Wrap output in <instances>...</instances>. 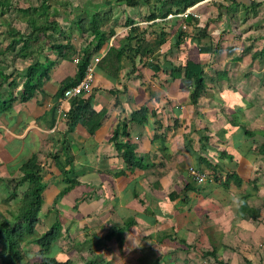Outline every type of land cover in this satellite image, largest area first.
<instances>
[{"label":"crops","instance_id":"1","mask_svg":"<svg viewBox=\"0 0 264 264\" xmlns=\"http://www.w3.org/2000/svg\"><path fill=\"white\" fill-rule=\"evenodd\" d=\"M160 5L155 3L156 13L171 11L148 20L151 9L144 3L128 7L115 0H83L71 6L69 16L60 10L63 4H51L50 20L65 36L56 42L71 47L59 54L42 45L39 51L45 53H36L33 61H54L48 79L29 100L17 98L0 110V188L8 190L7 197L14 188H27V182H20L22 166L34 155L48 204L44 210L42 202L38 226L49 207L56 206L58 194L64 190L67 202L76 188L68 201L72 224L80 221L92 229L108 259L116 254L149 257L143 264H152V257L165 259L162 264H218L213 251L224 264H264V0H201L182 12H173L171 3L161 11ZM96 13L109 20L102 27L106 39L94 55L102 58L112 44L124 54L115 75L97 64L93 87L81 96L104 113L90 133L80 122L68 129L71 99L59 90L77 76L73 57L95 44L78 21L84 19L87 26ZM58 17L65 18L66 27ZM128 19L143 32L136 55L126 49ZM186 61L204 70L205 86L195 103L193 79L183 69L180 76H171V69ZM13 75L16 93L22 78L17 71ZM142 106L146 120H131ZM123 123L128 136L119 140L134 144L143 167L129 166L111 140ZM190 167L206 173L203 183L187 177ZM49 191L54 192L51 203ZM229 193L241 196L239 209ZM119 228L121 246L116 236L107 237Z\"/></svg>","mask_w":264,"mask_h":264},{"label":"trees","instance_id":"2","mask_svg":"<svg viewBox=\"0 0 264 264\" xmlns=\"http://www.w3.org/2000/svg\"><path fill=\"white\" fill-rule=\"evenodd\" d=\"M159 1L161 3L160 8L162 11V6L166 3H171L175 5L173 12H182L187 7L194 5L201 0H115L117 4H124L128 7L138 6L140 3L148 4L151 11L146 19L150 20L157 16H166L171 9L156 13L155 3ZM61 2V1H60ZM59 2V3H60ZM68 4V2H67ZM51 4L48 0H41V2L36 5H26L14 7L12 0H0V17H4V14L8 12L11 8H15L21 15L26 19V24L29 27L28 34H22L18 28L11 25L10 22L4 18L0 19L2 24H6V29L4 30V35L9 39L6 46L3 48L1 54L7 52L16 53L17 57H28L31 54L38 53V47L34 46L40 37L44 39L43 45L48 46L49 49L57 51L59 54L64 48L71 47L70 43L63 44L56 42L58 38H64V31L61 30L59 24L54 19L50 20L49 9ZM57 8H54L53 14L57 13ZM40 19V20H39ZM197 20L196 18H194ZM109 20V16L104 13H96L91 16L89 22L83 25L84 19L78 21L80 31L93 35V45L92 50L87 51V49H82L78 53L79 62L77 63V76L74 80L66 82L61 86L59 90V95H63V91L68 86L75 84L82 77L83 71L88 63H90L95 56V52L101 45V39L105 38V32L103 26ZM126 24L130 25V30L126 36L127 42V52L132 55H136L139 48L143 42V32H138L139 27L133 24V20H126ZM83 25V26H82ZM85 26V27H84ZM113 30H110L112 33ZM0 33L1 32L0 30ZM53 33H57L54 35ZM62 35V36H60ZM132 42L135 46L132 45ZM73 49V48H72ZM207 50H210L207 48ZM126 53V52H125ZM124 54V49L117 47L112 44L107 52L102 58L99 59L97 64L105 69L107 73L111 75L117 74L120 68V61ZM131 58L132 55L128 54ZM133 61V58L132 60ZM54 61L49 59L34 60L29 63V65L22 71L14 70L10 73H6V67L0 62V110L9 108L15 99H20L21 101L29 100L33 97L35 91L39 89L44 80L49 77V70L52 67ZM149 66L153 69H157L158 65L149 62ZM184 70V75L187 78H191L194 81V85L191 91V100L195 103L202 92L204 84V70L202 65L192 61H186L183 66L173 67L171 69V76H180L181 70ZM15 70L19 73L21 79L20 88L15 92V87L18 82L15 79L13 73ZM103 110L96 111L90 105L89 98H84L77 96L71 99V107L66 115V122L68 129L71 130L78 122L83 124L90 133L95 132V130L100 125V118L103 115ZM147 118V110L145 106H142L139 110L135 111L131 115V120H137L143 122ZM126 124H118L114 129V133L111 140L114 142L115 147L121 152L123 158L128 163L129 166H139L143 167L146 165L141 158L135 156L134 154V144L130 141L122 142L119 139L121 136H128L126 131ZM264 152V148L262 149ZM23 175L20 178V182H27V188L23 190H18L14 188L12 194L1 201L2 202H12L14 204L13 209H7V213L0 212V264H29L28 259L33 258V262L30 264H111L109 260L105 259H93L85 262L75 263L69 258L60 259L59 257L52 256L50 251L55 243L63 235V226L57 217L51 225L44 224L40 229L42 232L40 234L34 235L35 230L38 226V213L41 210L43 202V191L45 189L44 182L42 181V175L40 173L39 163L37 162L36 156L29 158L22 166ZM62 169V168H61ZM63 173L67 175V170L62 169ZM67 181L71 183L70 185L76 184L77 180L72 178H67ZM68 188L65 189L67 191ZM64 193V192H63ZM17 201V202H16ZM55 201V200H54ZM13 213V214H12ZM7 214L12 215L13 222L6 216ZM130 224V221L127 225ZM122 228H119L107 237L116 236L118 244L121 246ZM30 239L36 246L38 250L36 255H31L24 248L21 247L20 242ZM86 240L82 241L80 246L85 244ZM211 255L214 257L218 264H224L221 260L216 257L215 252L211 251ZM27 260V261H26Z\"/></svg>","mask_w":264,"mask_h":264},{"label":"rangeland","instance_id":"3","mask_svg":"<svg viewBox=\"0 0 264 264\" xmlns=\"http://www.w3.org/2000/svg\"><path fill=\"white\" fill-rule=\"evenodd\" d=\"M61 1V2H60ZM83 0H48V2L50 4H52L53 6H57V8H59V4L63 6H60V10H66V14L67 16H69L68 12L69 10H71V6H73L74 3H80ZM41 2V0H12V3L14 5V7H18V6H26V5H38ZM60 2V3H59ZM68 2V4H67ZM51 10V9H50ZM71 13V11H70ZM6 18L11 25L15 26L16 28H18L20 30V32L22 34H28L29 32V27L26 24V19L23 15H21L18 11H16L15 8H11L8 12H6L4 14V17H0V19H4ZM59 20L61 21V25L66 27L67 23L65 22V18L62 17H58ZM69 19V18H68ZM40 20V19H39ZM68 22V21H67ZM6 24H2V21L0 22V30L3 33H0V52H2L3 48L6 46V44L8 43L9 39L6 38V36L4 35V30L6 29ZM85 35V33H84ZM83 38H85V36L82 35ZM40 41H38L34 46H39L38 47V53L43 52V49H40L41 46L43 45V41L44 39L42 37L39 38ZM87 39V38H85ZM45 52H43L44 54ZM36 53L35 54H31L28 57L25 58H20L16 56V53L14 52L13 54L10 52H7L5 54H1L0 53V62L6 67V71H13L14 68H21L27 64H29L30 62L33 61V59H35L36 57ZM16 71V70H15ZM4 187L5 184L3 185ZM22 190L24 188H21ZM77 189L74 188L71 192H69L68 196L65 197V199L67 200V202H65V200H63V197L61 195H63V192H61L60 194H58V196L55 198V202H57L56 206H50L48 213L46 214L45 217L41 216L42 219V223L39 225V227L36 228L35 230V234L37 235L40 231V228L42 226H44V224L46 223H51L54 222L55 217L58 216L60 217L61 222L65 223L64 227H63V236L55 243V245L52 247L50 254L52 256L55 257H59L60 259H65V258H69L72 261H74L75 263H80V262H85L88 260H93V259H105V260H111V264H143L144 260H149L148 258H135V256H131V257H120L117 256L116 254H114L111 259H108L107 257V251L106 249H104V247H102V242L101 241H97V239L92 236L93 234V230L81 225L82 222L78 221V226L77 224H72L75 223L71 220V218L73 217V209L71 208V202H68L69 199H71L72 196H74L77 191ZM12 191V189H11ZM79 191V190H78ZM8 190L6 188H0V203L1 201L5 200L7 198V194H8ZM54 192H48L46 195V198H48V202L51 203V194H53ZM82 200L86 199V196L81 197ZM17 202V201H16ZM12 202H2V204H0V212H4L5 214L7 213V209H13L14 208V204H11ZM48 204L46 203V200L43 198V208L44 210L47 209ZM71 208V209H70ZM56 210V211H55ZM13 214V213H12ZM8 217V219L11 220V222H13V217L12 215L7 214L6 215ZM48 216V217H46ZM45 222V223H43ZM69 224V226L67 225ZM72 224V225H71ZM64 229H66V233H64ZM38 232V233H37ZM87 233V234H86ZM86 240V243L81 245V242ZM20 245L22 248H24L26 250V252H28L31 255H36V252L38 250V247L36 246V244H34L32 242V240L30 239H25L23 241L20 242ZM157 257H152L149 261V263H152L155 261ZM162 259V258H161ZM28 260V261H27ZM27 263H32L33 262V258L28 259L27 257ZM162 261H165L162 260ZM160 261V258H157V262L156 264H162ZM164 263V262H163ZM165 264V263H164Z\"/></svg>","mask_w":264,"mask_h":264},{"label":"built area","instance_id":"4","mask_svg":"<svg viewBox=\"0 0 264 264\" xmlns=\"http://www.w3.org/2000/svg\"><path fill=\"white\" fill-rule=\"evenodd\" d=\"M100 56L95 55L90 63H88L83 71L82 77L75 84H72L64 89L63 98L66 100L72 99L77 96H82L88 93L94 83L95 78V68L97 62L99 61ZM73 62L76 64L79 62V57H73ZM186 175L189 179H191L196 184H201L206 179V173L202 172L194 167H190L186 170Z\"/></svg>","mask_w":264,"mask_h":264},{"label":"clouds","instance_id":"5","mask_svg":"<svg viewBox=\"0 0 264 264\" xmlns=\"http://www.w3.org/2000/svg\"><path fill=\"white\" fill-rule=\"evenodd\" d=\"M229 200L237 209H239L244 203L239 193H229Z\"/></svg>","mask_w":264,"mask_h":264}]
</instances>
